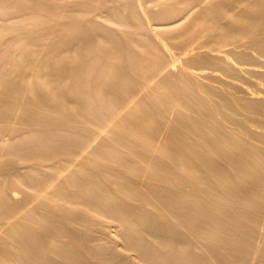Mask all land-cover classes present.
Here are the masks:
<instances>
[{"label":"rangeland","instance_id":"rangeland-1","mask_svg":"<svg viewBox=\"0 0 264 264\" xmlns=\"http://www.w3.org/2000/svg\"><path fill=\"white\" fill-rule=\"evenodd\" d=\"M37 3H39V4H37ZM14 4L12 1H9V0H4V1L0 0V41L2 43L3 41L5 42L8 39H10L9 41L15 40L18 43V44L16 43L17 48L23 49V52H22L23 56L27 55L28 53H33V51L35 52V49L38 51L40 50L39 52L42 51V55H40V56L43 58L46 56L48 57V59L46 57V59L48 60L47 61L48 67L46 68V70L48 72L45 69L43 70V71H45V72H43L44 74L47 73L46 78L44 80L47 79L48 81L47 80L46 81L48 82V84L40 81L39 87L41 84L42 85L44 84L45 86L43 85V90H42V89H40V88H42V85L40 88L38 87V85H36L37 91L38 90H41V91L45 90L46 91V90H49L50 88H53L52 91H55V89H56L55 92H56V95L58 97H55V99H53L54 97L53 98H46L47 97L46 95H45V97H43L44 94L43 95L40 94V96L38 97V95H39L38 94V95H36L37 98H33V97H31L30 94L28 95V93L21 97V95H20L21 89L19 87H17V84H16L17 81L16 80L18 79L17 75L23 70V66H22L23 64H21L20 59L15 60L16 63L15 62L14 63L16 64V66L14 63L13 64L10 63L12 60L7 61V59L9 57H7L6 54L8 52L4 53V57H6V58H4L2 56L3 58L1 57V59H0V89H2L4 91H12L14 89L13 87H15L16 89H14L13 91L16 93V95H18V96L15 95L16 96V97H14L15 99L18 100V98L19 99L23 98L24 101L25 102L27 101L28 103L32 102V101H36V102H40V104H42V105L50 106V108L52 109L51 113H53V114H51L49 111L47 114H49L50 116L44 117L45 119H43V120H45V121L50 120L51 118H54V117L61 118L62 114H66V115H68V117H69V115L70 116L72 115V117L77 120L78 125L81 127L80 131H82V133H80V131H79L80 135H78L77 132H76L77 135L75 133H71V135L70 134L66 135V137H67L66 141L68 142V144L69 143L73 144L74 142H75V144L79 143V145H77V146H79V150L84 146L83 152H85L87 154L88 152H91L94 149V146L98 147L102 143H104V140H105L106 146H109V145L110 146H119L120 144H118V145H116V144L114 145L113 143L107 144V141L114 139L116 137H119V136H124L126 138V140H128V138L130 137L129 138L130 143L128 145L124 144V146L125 145L126 146H137V147L139 146L138 148H141L142 146H144L145 147L144 150H147V147L149 149H150V147H151V149H155L158 147V145H159V147H161L163 145L162 147H164V146L168 147L167 148L168 150L166 149L168 151V154H169V152H173L171 150H174L175 152L179 151V145H181L182 143L181 144L178 143L179 140H178V142L176 140L174 143V138H173L174 136H177V133L180 130L179 122L181 120H182L181 121L182 123L187 121L185 123H187V125H190L191 123L188 124L189 123L188 121H190V122H192V125H194V124L197 126L199 125V127H201L203 124V122L201 121L202 120L201 115L203 113L201 115H199L200 114V112H199L200 107L197 104L199 101L201 102V100H202L200 98V96H201L202 98L205 97V99H208V101L204 99L205 101L203 100V102H201L202 107L208 105V103L211 102V104L209 103L210 105H208V107H205V108H207L208 110L211 108L210 111L215 112V116H213L214 114L211 113L212 116L215 117V118H213V117L212 118H213V120L216 121V123L219 122L221 124V128L226 130V128L228 127L229 129L228 128L227 129L229 131L228 130H226V131L230 132V130H231V133L232 132L233 133L238 132L236 137L238 135L240 136V137L238 136L240 139V142L241 143L246 142L245 144H247L248 146L251 145V146H249L251 149L248 147L249 148V149L247 148L248 150L253 149V151H255V150H257V146H259V145H261V147L264 148V136H263L264 135V129H262V128H264L263 127L264 126V115H263L264 110H260L261 108L264 109V106H263L264 105V69H263L264 68V48H263L264 47V16H263L264 15V0H199V1L198 0H44V1L26 0V1H18V2L14 1ZM16 4H18V5L16 6ZM148 8H150V10ZM230 15H233V16H230ZM260 15H261V17H260ZM144 17H145V19H144ZM248 19H249V21H248ZM196 21H197V23H196ZM159 22H161V23H159ZM206 23L209 25L208 27L206 26L207 25ZM158 27L159 28L163 27L162 28L163 30H160ZM4 29H6V30H4ZM200 30H201V33H200ZM151 31H153V32H151ZM118 32H119V34H118ZM125 32H126V35H125ZM204 32H205V34H204ZM160 33H162V34H160ZM173 33H174V35H173ZM152 36H153V38H151ZM179 36H181L182 38ZM128 37L131 40L128 39ZM192 37H194V38H192ZM201 38H202V40H201ZM131 41H133V42H131ZM194 41L195 42L197 41V43H195ZM175 42H177V43H175ZM1 43H0V46L2 45ZM129 43L130 44L132 43V44L130 45ZM3 44L5 46V43H3ZM73 45H76L77 51H73L74 47H75V46L73 47ZM237 45H240V46H237ZM127 46H129L130 48ZM205 46H207V47H205ZM67 47H69V48H67ZM169 47H171V48H169ZM0 49H2V46ZM186 49H187V51H185ZM70 50L72 51L71 53H70ZM108 50L110 53L108 52ZM17 51H19V49ZM213 51H214V53H213ZM74 52L76 54H74ZM88 52H90V53H88ZM125 54H126V56H125ZM131 54H132V56H131ZM44 55H46V56H44ZM93 55H94V57L96 56L95 58L97 60L93 57ZM135 55H137V56H135ZM203 55L204 56L206 55V56L204 57ZM222 55H224V56H222ZM232 55H234V56H232ZM131 57L132 58L134 57V59H132ZM228 57H230V58H228ZM43 58H41V59H43ZM53 58H56L55 60H57L56 61L57 63H55V60ZM92 58L95 60H93ZM128 58H130V60ZM203 58H205V59H203ZM89 59H91V61L92 62L94 61V62L93 63L91 61H89V63L87 62L88 65L92 63V66L89 65L87 67V64H85V63H86V60L88 61ZM131 59H132V61H131ZM135 59H136V61H135ZM202 59L205 61V63ZM7 62H9L8 63L9 65L7 64ZM63 62H65V63H63ZM3 63H4V65H2ZM104 63H105V65H104ZM130 63H131V65H130ZM83 65H84V67H83ZM3 66H5V67H3ZM232 66H234V67H232ZM1 67H2V69H1ZM6 67H7V69H6ZM74 67H75V69H74ZM97 67H98V69H97ZM260 68H262V69H260ZM89 69L90 70L92 69V70L90 71ZM101 69H102V71H101ZM189 69H191L192 71ZM238 69H239V71H238ZM75 70L78 72H76ZM103 70H105V71H103ZM10 71L13 72V74L10 73ZM63 71L64 72L66 71L65 73H68V74L70 73V74L67 76V74L62 73ZM131 71H133V73H131ZM5 72H7L8 75ZM75 72H76V74H75ZM252 72H253V74H252ZM49 73H50V75H49ZM180 73H181V75L184 74V76H186V78L189 81L188 83H187V79L186 78L184 79V76L183 75L181 76ZM4 74H6V75H4ZM89 74H91V75H89ZM65 75H66V78L65 77L62 78V76H65ZM201 75H203V76L205 75L204 76L205 78L203 77V80L200 78V77H202ZM85 76H90L89 80H87L88 77L86 78ZM194 76L196 79L194 78ZM251 76H253V79ZM49 77H51L52 81H50L51 79ZM197 77L199 79L198 80L199 83L196 82ZM211 77H212V79H211ZM85 78H86V81H85ZM99 78H101V79H99ZM140 78H142V79H140ZM172 78H173V80H172ZM90 79H92L93 82H94V80H96V82H97L98 79L102 80L104 82L103 85L105 87L102 90L103 92L102 91L100 92L101 95H100V93H94V92L88 90L89 88H92V84H93L92 81H90ZM179 79H180V81H179ZM191 79H194V80H191ZM150 80H151V82H153V81L154 82L151 84V83H149ZM1 81H2V83H1ZM9 81L11 82L12 85H10ZM55 81H57V82H55ZM184 81L186 82V85H185ZM206 81H209V82H206ZM51 82L53 83V85H51L52 84ZM174 82H176V83H174ZM191 82H194V83H191ZM210 82H212L211 83L212 85L211 84H209V85L205 84V83H210ZM147 83H149V85H147ZM195 84H196V86H195ZM201 84H203L202 85L203 88L201 87ZM49 85L53 86V87H50ZM46 86H49V88ZM247 86H249V87L252 86V87L249 88ZM44 87H46V88L44 89ZM11 88H13V89H11ZM148 88H150V90H151L150 93L148 92V91H150V90H148ZM151 88H153V89H151ZM155 88H156V90H154ZM181 89H183L182 90L183 92L185 91L184 92L185 94L182 93ZM185 89L186 90L189 89L187 93H186ZM237 89H239V90H237ZM242 89L245 91V93ZM17 90H19L18 91L19 93L17 92ZM152 90L158 92L157 93L158 96H157V94H156L157 97L155 96L156 98L154 97L153 94H151ZM192 90H194V92L196 90V93H194V92L191 93ZM88 91H89V93H88ZM154 91H153V93L155 94L156 92H154ZM176 91H177V93L179 92V94H178L179 97L177 96L179 99H180V94L183 96V97L181 96L183 98V101L181 99L178 100L175 97ZM226 91L227 92L229 91V92L227 93ZM248 91H250V92H248ZM0 92H2V91L0 90ZM126 92H127V95H126ZM168 93L170 95H172V94H175V95L170 97V95ZM132 94H134V95H132ZM150 94L155 99H152ZM189 94L191 95L190 97L193 100L197 101L196 102L197 105L194 102L192 103L193 100L189 101L190 103L188 101L185 102L186 99L190 100V98H187L188 97L187 95H189ZM232 94L234 96H232ZM237 94H239V95H237ZM242 94H244V95H242ZM245 94H247V95H245ZM103 95L105 98H103ZM196 95L198 98L194 99V98H196ZM206 95H207V97H206ZM2 96L3 97H0V117L7 115V116H9L8 119L15 121V122L11 123L10 125L14 127V128L11 127L13 132H15V130H18L19 133H17L18 134V136H17L15 134H13V132H9L10 129L5 128L7 126L0 124V156H1L0 157V167H2L1 168L2 172L0 170V172H1L0 174H3V172L8 173L14 167L18 168L19 166L20 167L25 166V164L33 161V160L29 161V158H31L32 156L28 152L25 151L27 149H23V147H25V146L26 147L28 146V148H29V146H30L29 143H31L32 139L34 141V143H32V144L40 145V140L47 138L49 136L50 137L48 139L53 137V135H51L47 131L46 128H39L40 129L39 132L28 133V131H30V129H28V128L24 129L23 126L21 125V122L23 121L24 117H27V115H28V114L26 115L27 109L24 110L23 109L24 107H22V106L20 107L19 106L20 102L17 103V105H16V102L13 103V105H14V108H13V105H11L10 103L8 104V102L6 100V99H9L8 101H10L11 96L10 97H8V96L6 97V95H2ZM164 96H168V98L167 97L165 98ZM241 96H242V98H241ZM244 96H245V98L247 97L246 98L247 100L245 98H243ZM115 97H117V98H115ZM235 97L238 100L241 98V101L243 100L242 103H241V101H237L235 99ZM1 98L5 101H3ZM173 98H175V99H173ZM184 98H185V100H184ZM223 99L224 100L227 99V101H224ZM251 99H253L256 103L254 104L253 103L254 101ZM220 100L222 101V104H221ZM153 101H155V102H153ZM230 101H231V104H230ZM234 101H236V103ZM136 102H137V104H136ZM200 102H199V104H200ZM225 102H227V103H225ZM246 102L247 103L249 102L250 105H249V103L247 105ZM164 103H165V105H164ZM243 103L245 106L243 105ZM252 103L254 104L253 106H252ZM157 105H159L161 108L160 113L156 112V111H159L158 110L159 107H158V109L157 108L155 109V107H157ZM224 106H225V108H223ZM260 106H261V108H260ZM162 107H163V110H162ZM190 107H191V109H189ZM197 107L199 109H197ZM230 107H232V108H230ZM233 107H235V108H233ZM237 107H239V108H237ZM226 108H229V109H227V112L225 110ZM55 109H57V112H54ZM63 109H64V112H63ZM186 109H188V110H186ZM221 109H222V111L224 110L223 113H222V111L220 112ZM233 109H235V111H233ZM255 109H257L258 111ZM154 110H155V112H154ZM202 110H204V109L202 108ZM162 111H163V113H162ZM201 112H204V111H201ZM255 112H256V115H255ZM176 114H177V117H176ZM179 114H180V116H179ZM211 114L209 113L210 116H211ZM220 114H222V115H220ZM112 115H114L113 116L114 120L112 119ZM122 115H124V116H122ZM172 115L173 116L175 115L174 118H172L173 117ZM183 115L187 116V117H184ZM178 116L181 117L182 119H180ZM188 116H190L189 118H192L193 121H192V119L188 120L187 119ZM253 116L255 117V121H253L254 120ZM229 117H230V119H229ZM237 117H238V119H236ZM163 118H165L166 120ZM177 118H178V120H177ZM216 118H219V119L216 120ZM222 118H224V119H222ZM261 118L263 119V122L261 121L262 120ZM161 119L163 120V122ZM195 119H198V120L195 121ZM231 119L236 125L231 121ZM242 119L243 120L245 119V120L243 121ZM256 119H257V121H256ZM241 120H242V122H241ZM222 121H224V122L226 121V124ZM146 122H148V123L146 124ZM227 122H230V124H232V125L227 124ZM239 122H240V124H239ZM120 123H121V125H120ZM166 123L169 126H167ZM249 123H250V125H249ZM261 123H263V124H261ZM149 124H151V125H149ZM220 124H218V125L220 126ZM245 124H247L248 126L245 127L246 126ZM182 125H183L182 127H184V124H182ZM241 125L242 126L245 125V126L241 127ZM231 126H234V127H231ZM94 127H96V128H94ZM126 127H128L130 130L132 129V131H134V132L130 131ZM137 127H139V128H137ZM151 127H152V129H151ZM178 127H179V130H177ZM182 127H181V130H182ZM190 127H191V125L188 128H190ZM238 127H241L243 129L238 128ZM161 128H163V129H161ZM169 128H170V130H169ZM188 128L186 127L185 129H188ZM230 128H232V129H230ZM247 128H248V130H246ZM150 129H151V131H150ZM185 129H184V131H185ZM101 130H103V131L101 132ZM147 130H149V131H147ZM157 130H159V131H157ZM251 130H253V131H251ZM260 130H262V131H260ZM23 131H26L27 134L22 136L21 132H23ZM93 131H96L97 133L93 132ZM142 131L143 132L145 131V132L142 133ZM162 131H163V133H162ZM166 131L168 134L166 133ZM189 131L193 132V130H189ZM189 131H187V132H189ZM243 131H246V134ZM247 131H248V133H247ZM175 132H176V135H175ZM195 132L196 131L194 130V132L191 134H195ZM241 132H243V133H241ZM255 132L258 135L255 136V134H254ZM257 132H259V133H257ZM134 133H136V134H134ZM171 133H172V136L170 135ZM173 133H174V136H173ZM183 133L185 135L181 134V132L178 133V136L175 137V139L181 138V140H184L183 138H185V136H187L186 135L187 133H185V132H183ZM252 133H253V135H252ZM261 133H263V135ZM81 134H82V138H81ZM83 134H84V136H83ZM111 134H113V135H111ZM180 134L183 135V137ZM205 135L208 136V133H205L203 136H205ZM88 136L92 137V138L89 139ZM153 136L157 139H154ZM163 136H165V137L163 138ZM191 136L192 137H189V138H191L193 140L191 142L192 145H194V143L197 144L196 140H194V138H193L196 135H194V136L191 135ZM258 136H259V139H258ZM98 137H100V138H98ZM209 137L210 136H208V138ZM14 138H16V139H14ZM137 138L140 139L141 142ZM187 138H188V136H187ZM241 138H243V139H241ZM12 139H13V141H12ZM36 140H39V142H36ZM54 140H57V139H54ZM131 140H133V141H131ZM14 141H15V143H13ZM144 141H145V143H146V141H149V142L151 141L150 142L151 145L149 146V143H147V145H145ZM247 141H249V142L247 143ZM154 142L156 143V145L153 146L152 143L155 144ZM251 142H252V144H249ZM135 143H138V144H135ZM142 143H144V144H142ZM176 143L178 145H176ZM12 144H14V146L18 147V148L22 147L21 149H23L25 152H22V153H21V151L9 152L7 149L10 146H13ZM72 144H71V146L74 145V144L73 145ZM173 144H174V146H173ZM199 144H202V143H199ZM81 145H83V146L81 147ZM85 145H86V147H85ZM121 145L123 146V144H121ZM168 145H170V146H168ZM192 145H190V146H192ZM46 146H50V144H48ZM88 146H89V149L87 148ZM101 146H105V144L104 145L102 144ZM175 146L176 147L178 146V148H175ZM36 147L42 148L40 146H36ZM226 147L227 146H225V147L221 146V148H216V151L222 150L225 152V150H227ZM259 147H258V151L263 150L262 153L264 154V149L263 148L260 149L261 147L260 148ZM85 148L88 149V151H86ZM223 148H224V150H223ZM158 149H160V148H158ZM75 150H77V149H75ZM112 150H113V148H112ZM142 150H143V148H142ZM115 151L117 152L118 150H115ZM120 151L121 150H119L118 152L121 153ZM125 151L126 150L123 151L124 152L123 154H125ZM214 151H215V149H214ZM228 151L229 150H227V152ZM79 152H81V151H79ZM77 154H81V153H77ZM206 155H207V153H206ZM213 156H214V159H216L215 155H213ZM213 156L211 155V157H213ZM68 158H70V156ZM101 162L105 163L106 161L101 160ZM22 164H24V165H22ZM136 167L132 168L131 171L128 168L127 172H130V174L132 173L131 175H133L134 173H137V175L136 174L135 175L141 177V178L137 177V179L138 178L142 179V180L144 179V181L148 180L149 175L147 176V172H146L147 170L146 171L144 170L145 167L140 166L141 168H143V171H145V172H143V177L141 176L142 169L139 167L141 169V171H140V169L138 167H137L138 168L137 169ZM10 168H12V169H10ZM138 170L141 172V174L138 173L139 172ZM128 175H129V173H128ZM193 175H194V173H193ZM194 176H196L197 179H199L197 175H194ZM188 178L189 177H187L186 179H188ZM191 178L192 177H190V179ZM50 180L52 181V179H50ZM142 180H140V181H142ZM182 180H184V179H182ZM182 180L181 179L175 180L176 182L173 185L178 184L179 182L177 183V181H180L181 184H183L184 182L182 183ZM189 181L194 182V179H191ZM189 183L190 182H188V185L190 186L191 183L190 184ZM11 184H14L16 186L17 183L16 182L10 183V184L8 183L7 187H9V188H8V190H7V188H5V189L7 190V192L9 194L13 193L12 195H14L15 201L18 198V201H16V203L17 204L19 203L18 205H19V207H21V210L19 208V211L22 212V209H23L22 206H24L23 204L26 203L24 206V209H26L27 212H30V214H31L32 208H33L32 212L34 211V213L35 212L36 213H39V212L42 213L43 211L45 212V210H42L44 208L41 207L40 202H37L34 199L32 200V198L30 200L26 197V196H28L27 195L28 193H25L26 191H23L24 188L22 189V188H19V186L15 187L13 185V189H14L13 190L11 188L12 187ZM179 184H178V187H180V188L182 186H183L182 188H184V187L186 188V186L188 187L186 182L182 186H180L181 184L180 185ZM192 185H194V183ZM5 187H6V185H5ZM192 187H194V186H192ZM11 189L14 192L13 191H12V193L9 192V191H11ZM15 189H16V191H15ZM189 189H193V188H189ZM24 194H26V196ZM184 197L187 198L188 194L184 195ZM11 198H12V196H11ZM14 198L11 199L12 205H16V203L13 202ZM29 198H30V195H29ZM181 198H183V197H181ZM181 198L178 199V197H177V199H175L176 200L175 202H180ZM162 199H163V201H162ZM160 200H161V202H160ZM177 200H179V201H177ZM181 200L183 201V199H181ZM154 201L157 203L160 202L159 207H161L160 204H162L164 202V198H163V196H161L160 199L159 198L157 199V197L154 196ZM18 205H16V206H18ZM177 205H178V203H177ZM27 207L28 208L30 207V209H29L30 211L27 210ZM161 208H163V205ZM178 208H179V206H178ZM171 210L169 207L164 206V208L161 212L166 215V213L168 214V213L173 211V210L172 211ZM26 211L23 210V212H26ZM173 213H175V212L173 211ZM171 214L170 215L168 214L169 218L173 215V214L172 215ZM174 215L176 216V214H174ZM196 215H195V217H196ZM198 216H199V213H198L197 217ZM174 217H171V220L177 219V216L175 217L176 219ZM259 218L261 220L259 219V224L256 226V228L258 227L261 231L257 228L256 234L260 232L258 235H256L257 238L255 237V239L252 238V240H249L251 242V243L249 242L251 244V248L253 249V250H251V252H253V253L250 256V251H249V253L245 252V253H247L246 257H245V255H242V257L244 256L245 259L241 258V259H243V261H245L247 259L249 261V263L247 260L245 262L241 263L242 260H240L239 261L240 263H238V261H237V262H234V264L235 263L236 264H245L246 262H247L246 264H264V254L262 252V251H264L263 250L264 249L263 248L264 247V244H263L264 243V238H263L264 237V235H263L264 234V231H263V229H264V226H263L264 225V220H263L264 216L262 215V217H261V215H260ZM178 220L179 219H177L173 223H176V222L179 223L180 220L179 221ZM260 222H262L261 225H260ZM25 223L26 224L22 225V226H24L22 228L24 229L26 226H28V228H26L27 230L32 228L31 229L32 231L30 232L31 234L33 233V231L34 232L36 231L35 233H37V234H40V233L45 234L46 233L48 236L55 238V243L57 245L53 243L51 248L50 249L48 248L49 252L51 250V254L54 252L53 250H55V252H56L57 250H60L63 248L66 249L67 247H69V248H67V250H69V251L71 250V254H72V251H73L72 249L74 247L75 251H77V249H78L77 252L80 251V254L82 252L83 255L81 254V256H83V258H85L83 260V261H85V263L91 264L92 263L91 261L95 260V263L93 261L92 264H96V263L97 264H113L115 261L116 262L114 264H117L118 262H120L119 264H121V263L125 264V263H123V262H125V260L121 261L124 258L123 259L122 258H116L115 254H113V251H111L113 249H115V251H116V249H118V247H120V246H122V248H124V245H123V243H122V245H120V241H118V244L115 242V240L120 239V237L117 238L118 235L116 236V232L114 231V229H112L109 226H108L109 228L107 227V229H108L107 233L110 231L108 234L109 236H107V235L106 236L109 237L108 238L109 242L112 241V240L110 241V239L114 240L115 245H112V246H111V243L113 241L111 243H109L107 241V238H105L104 234L102 235L100 233L95 232V234H96V235L94 234L95 239H94L93 234L90 235L89 231L91 233L93 231L98 232V227H96V228L92 227L94 229H92L90 227L89 231H88L89 227L88 228L85 227V229L87 228V232H86V230L84 232L83 227H81L82 229L79 227L81 229V232L83 230L84 233H87V235L90 236V242H88L87 241L88 239H86V237H88V236L84 237V234H83L82 237H79V236H81L80 235L81 233L75 235L80 240L77 238H74L73 237L74 235L72 236V238L70 237V235H67L68 237L66 236V233H68V231L72 232L73 234H76V232L78 233L79 232V231H77L78 227L76 230H75L76 227L71 228L69 226H68L69 228L67 226L64 228H60L63 232H65V230H66L65 228H68L67 231L64 233L65 235L63 234L65 237H63L62 236L63 232L61 233V231H60L61 235L53 236L47 232V229H46V231L43 230V229H45V227L40 226L41 227L40 228L36 223L33 224V222H31V221L29 222L28 220H25ZM27 223H29V224L27 225ZM178 225H179L178 228L183 227V229H184V227H185V225H182L180 223ZM63 229H65V230H63ZM184 230H187L186 232H188L189 229L185 228ZM13 231H15V230H13ZM58 231H54V233H56V232L59 233ZM16 232H17V230L14 233V237L17 236L15 238H18V240H19L22 235L19 236V234H21V233H18V235H17ZM208 232L211 233L213 231L208 230ZM261 232L263 234H261ZM11 233L13 234V232H11ZM110 233L112 235H115L117 239L114 236H113V238H110L111 237ZM189 234L190 235H188V237L189 236L191 237V235H192L191 238L189 237L190 241H191L190 246L193 247L195 250L197 249V246H198L199 249H197V250H199L200 252H203L200 248V245L202 244L201 245L202 249H204L206 251V249L208 247L206 244L207 241L205 242V240H204L202 242L201 241L202 239H200L199 242H197L195 240H197L199 238H197L196 236L191 234L190 230H189ZM211 234H216L215 236H217L216 232L211 233ZM99 236H100V238H99ZM12 237H13V235H12ZM193 237H195L196 239L194 238L195 239L194 240ZM69 238H71V239H69ZM81 238H83V239H81ZM259 238H261V239L259 240ZM93 239L96 242H94ZM104 239L107 241V243H105L106 241ZM12 240H16V239L13 238ZM100 240H103V241L101 242ZM258 240H259V243H257ZM56 241L57 242L59 241L58 242L59 244ZM85 241L89 243L88 244L89 246L92 244V246H94L95 248L91 247L92 248L91 249L90 247L85 245V244H87ZM91 241H93V242L91 243ZM97 241H99V242H97ZM65 242H67V243H65ZM60 243H63V244L65 243L66 246L61 245ZM93 243H95V245ZM102 243H105L106 245L102 244ZM192 243H193V245H192ZM197 243H200V244H197ZM203 243L207 246V247H205L206 249L203 248L205 246V245H203ZM75 244H76V246H74ZM82 244L84 245V248H83ZM101 244H102V249L100 247ZM107 244H109L111 248L116 247L117 245H119V246H117L116 248H112L111 250H108L109 247H107L108 246ZM195 244H196V246H195ZM24 246H23V248H24ZM54 246H56V247H54ZM85 247L89 248L88 249L89 252H91L93 254V258H94L93 260H92L91 253H89L87 248H85ZM104 247H105V249H107V248L108 249L105 250ZM237 247H238V245L235 248H237ZM96 248H99L100 252L102 251L103 255ZM104 250L107 252V254ZM119 250L121 251V249H119ZM119 250H117V251H119ZM126 250L125 251L123 250L124 253L122 251L121 252L119 251V252L123 253L124 256L125 255L127 256ZM66 251L60 253L61 258L59 257V255L57 256L61 260L60 261L57 258V260H59L58 261L59 263L60 262L62 263V261H63V264H65V262L67 263V259L69 257H70V259H68L69 261L67 264H69L73 261L72 260V258H74V256L72 257L73 254L70 256V252L67 251V255H66ZM96 251L100 253V255H98L99 258L97 256L98 260L96 258V255L94 256L95 253H93ZM110 251L112 252L113 255L111 254ZM131 251H129V252H131ZM133 251L130 253L131 256H127L126 261L128 262V264L130 263V261L132 264L134 262H135V264L136 263L138 264L137 261H139L141 264V262H143V260H140L136 256H132ZM210 251L211 250H207L206 253L207 252L212 253ZM258 251H259V253H261V252L262 253L259 254ZM129 252H128V254H129ZM73 253L76 254L75 252H73ZM84 253H86V254H84ZM63 255H65L64 258L62 257ZM84 255H85V257H84ZM133 255H134V253H133ZM135 255H137V254H135ZM24 256L26 259L24 258ZM110 256H113V257L115 256V257L113 259V257H110ZM209 256H210L211 260L209 258H206V260L209 259L208 260L209 262H212L213 264H217V261L215 260V258H213L212 254L211 255L209 254ZM33 257L34 258L39 257L38 259H40L39 261H41V259L45 260L46 257H48V256L45 257V254H44V257H42L41 254H38V256H36V257L35 256L29 257L26 255H23V259L25 261H27L28 258H30L31 261H34V259L32 260ZM100 257L103 258L102 261L100 260L101 259ZM131 257H133L134 259ZM43 258H45V259H43ZM129 258H130V260H129ZM135 258H138L139 260L136 261ZM236 258H238V256ZM256 258H258V259H256ZM86 259H88L91 263H89L88 261L86 262ZM132 259L134 262L132 261ZM64 260H66V261H64ZM106 260H107V262H106ZM127 262H126V264H127ZM142 264H149V263H145V261H144ZM231 264H233V263H231Z\"/></svg>","mask_w":264,"mask_h":264},{"label":"bare ground","instance_id":"bare-ground-1","mask_svg":"<svg viewBox=\"0 0 264 264\" xmlns=\"http://www.w3.org/2000/svg\"><path fill=\"white\" fill-rule=\"evenodd\" d=\"M2 1H4V0H2ZM9 1H12L13 4H14V1L18 2V1H26V0H9ZM40 1H44V0H40ZM37 4H39V3H37ZM17 5L18 4H16V6ZM148 9L150 10V8H148ZM230 16H233V15H230ZM260 17H261V15H260ZM144 19H145V17H144ZM248 21H249V19H248ZM159 23H161V22H159ZM196 23H197V21H196ZM206 26L208 27L209 25L207 24ZM162 28H159V29L163 30ZM4 30H6V29H4ZM151 32H153V31H151ZM200 33H201V30H200ZM118 34H119V32H118ZM160 34H162V33H160ZM204 34H205V32H204ZM125 35H126V32H125ZM173 35H174V33H173ZM179 37H181V36H179ZM151 38H153V36ZM192 38H194V37H192ZM128 39H130V38L128 37ZM9 40L10 39L6 40L7 42L3 41L2 43L0 41V43L2 44L1 45L2 49H0V59H1L2 56L4 57V53L5 52L6 53L8 52L6 54L7 57H9L7 59V61L8 60H12L11 62L10 61L9 62L13 64L16 59H20L21 64H23L22 65L23 66V70L21 69L22 71L18 75L16 74L18 79L17 80L15 79L17 81L16 82L17 87H19L21 89L20 90L21 97L23 95L27 94V93H28V95L30 94L31 97H33V98H37L36 95H38V94H39L38 97L40 96V94H42V95L44 94L43 97H45V95H46L47 96L46 98H53L54 97L53 99H55V97H58L56 95V92H55L56 89H55V91H52L53 88H50L49 90H46V91L45 90L44 91H41V90L37 91V86L36 85H38V87H39L40 81L48 84V82H47L48 80L47 79H46L47 81L44 80L46 78L47 73L46 74L43 73V72H45L43 70L44 69L46 70V68L48 67V62H47L48 61L47 60L48 57L46 55H44V56H46L47 59H46V57H44V58L41 57L40 55H42V51L39 52L40 50L38 51L36 49H35V52L33 51V53H28L27 55L23 56L22 55L23 49L22 48H17V44L18 43L15 40H13V39H12L13 41H9ZM201 40H202V38H201ZM133 41H131V42H133ZM3 43H5V46H4ZM175 43H177V42H175ZM195 43H197V41ZM1 46H0V48H1ZM237 46H240V45H237ZM73 47H74L73 51H77L76 50V48H77L76 45H73ZM127 47H129V46H127ZM171 47H169V48H171ZM205 47H207V46H205ZM67 48H69V47H67ZM18 49H19V51H17ZM71 50H70V53L72 52ZM185 51H187V49ZM108 52H109V50H108ZM88 53H90V52H88ZM213 53H214V51H213ZM74 54H76V53L74 52ZM125 56H126V54H125ZM131 56H132V54H131ZM135 56H137V55H135ZM222 56H224V55H222ZM232 56H234V55H232ZM93 57H94V55H93ZM4 58H6V57H4ZM41 58H43V59H41ZM228 58H230V57H228ZM53 59L55 60L56 58H53ZM95 59H93V60H95ZM128 59L130 60V58H128ZM132 59H134V57ZM132 59H131V61H132ZM203 59H205V58H203ZM56 61L57 60H55V63H57ZM89 61H91V59H89L88 61L86 60V63L85 62L84 63L87 64V62L89 63ZM135 61H136V59H135ZM9 62H7V64ZM63 63H65V62H63ZM92 63L89 64V65L92 66ZM204 63H205V61H204ZM2 65H4V63ZM89 65L87 64V67ZM104 65H105V63H104ZM130 65H131V63H130ZM15 66H16V64H15ZM3 67H5V66H3ZM83 67H84V65H83ZM232 67H234V66H232ZM1 69H2V67H1ZM6 69H7V67H6ZM74 69H75V67H74ZM97 69H98V67H97ZM260 69H262V68H260ZM189 70H191V69H189ZM101 71H102V69H101ZM103 71H105V70H103ZM238 71H239V69H238ZM65 72L63 71L62 73H65ZM76 72H78V71H76ZM76 72H75V74H76ZM5 73H7V72H5ZM10 73L13 74V72H11V71H10ZM131 73H133V71H131ZM65 74H67V76H68L70 73L69 74L65 73ZM252 74H253V72H252ZM4 75H6V74H4ZM7 75H8V73H7ZM49 75H50V73H49ZM89 75H91V74H89ZM180 75H181V73H180ZM182 75L184 76V74H182ZM201 76L202 77H200V78L203 80V77L205 75L204 76L201 75ZM63 77L66 78V75L62 76V78ZM85 77L86 78L88 77L87 80H89V78H90V76H85ZM251 77L253 79V76H251ZM49 78L51 79V77H49ZM86 78H85V81H86ZM185 78H186V76H184V79ZM194 78H195V76H194ZM99 79H101V78H99ZM99 79L97 80V82L94 79H93L94 82L92 81V79H90V81H92L93 84L91 83L92 84V88H89L88 89L89 91H92L94 93H100L103 90V88L105 87L103 85L104 82L102 80H99ZM140 79H142V78H140ZM211 79H212V77H211ZM172 80H173V78H172ZM191 80H194V79H191ZM198 80L199 79L197 77V81L196 82H198ZM50 81H52V79ZM179 81H180V79H179ZM55 82H57V81H55ZM153 82H151V80H150L149 83L152 84ZM188 82L189 81L187 79V83ZM206 82H209V81H206ZM1 83H2V81H1ZM149 83H147V85H149ZM174 83H176V82H174ZM191 83H194V82H191ZM211 83L212 82L205 83V84L209 85ZM10 85H12L11 82H10ZM41 85H40V87H41ZM43 85H42V88L39 87L42 90H43ZM51 85H53V83ZM185 85H186V82H185ZM202 85L203 84H201V87L203 88ZM49 86H46V87L49 88ZM195 86H196V84H195ZM46 87H44V89ZM50 87H53V86H50ZM247 87H249V86H247ZM251 87H249V88H251ZM13 88L16 89L15 87H13ZM13 88H11V89H13ZM153 88H151V89H153ZM0 90L2 91V92H0V95H1L0 97H3L2 95H6V97L7 96L8 97L11 96L10 97V101H8L9 99H6L8 104L10 103L11 105H13V103L16 102V105H17V103L20 102L19 106L20 107L21 106L24 107L23 108L24 110L27 109L26 115L27 114L28 115H27V117H24L23 121L21 122V125L23 126L24 129L25 128L30 129V131H28V133H30V132H34V133L35 132H39L40 131L39 128H46L47 131L51 135H53V137H52L53 139L52 138L48 139L50 137L49 136L47 138H44V139L40 140V145L32 144V143H34V141L32 139L31 143H29V145H30L29 148H28V146L27 147L26 146L23 147V149H27L25 151L28 152L32 156L31 157L32 159L29 158V161L33 160L32 162L25 164V166H21V167L19 166L18 168H15V167L13 169L10 168V169H12L10 172H8V173L7 172H3V174H0V233H1L0 234V264H63V261H62V263L58 262L60 260V258H61L60 257V253L61 252H65L67 250V248H69V247H67L66 249H64V248L60 249L59 248L60 250H57L56 252H55V250H53L54 252L51 254V250L49 252V249L51 248L53 243L56 244L55 243V238L48 236L46 233L45 234H41V233L37 234V233H35L36 231L35 232L33 231V233L31 234L30 232L32 231L31 230L32 228H30L28 230L26 229V228H28V226H26L24 229L22 228V227H24L22 225L26 224L25 220H28L29 222L31 221V222H33V224L36 223L39 227L40 226L41 227H45V229H43V230L46 231V229H47V232L50 233L53 236L61 235L60 231H61V233L63 231L60 228H64L66 226L67 227L69 226L71 228H75L76 227L75 228V230H76L77 227H78V229H77V231H79L78 233L76 232V234H73L72 232L68 231L69 234L66 233V236L70 235V237L72 238V236L74 235L73 237L77 238L75 235L81 233L80 234L81 236H79V235L78 236L82 237L83 234H84V237L88 236V237H86V239H88L87 240L88 242H90V236L87 235V233H84L85 230L87 232V228L88 227H89L88 231L90 230V227L91 228L92 227H94V228L98 227V232L97 231H93L91 233L89 231L90 235L91 234L94 235L95 232L96 233H100L102 235L104 234L105 238H107V241H108L109 237H107V236H109L108 234H109L110 231L107 233V231H108L107 227L109 226L112 229H114V231L116 232V236L118 235L117 238L120 237V239H121V240L120 239L115 240V242L118 244V241H120V245H122V243H123L124 248H122V246H120V247H118V249H116V251H115V249L111 250L112 248H116L117 246H119L117 244H116L117 245L116 247H112V248L110 247L109 244H107L108 245L107 247H109V249L107 247L106 248L108 250L113 251V254H115L116 258H122V259L124 258L121 261L125 260V262H123L125 264L127 262L126 261L127 256H131L130 253L133 250L136 253L133 251L134 255L132 253V256H136L140 260H143V262L145 261V263H149V264H213L212 262L208 261L210 259L209 254L210 255L212 254L213 258H215V260L217 261V264H231V263L234 264V262H237V261H238V263H240L239 262L240 260H242L241 263L245 262L247 259L245 261H243V259H241V258H244V256L242 257V255H245V257H246V255H247V253H249V251H250V256L253 253V252H251V250H253V249L251 248V244H250L251 242L249 240H252V238L255 239L256 235H258L260 233L259 232V233L256 234V232H257L256 230L258 228V227L256 228V226L259 224V219H260L259 216L260 215H261V217H262V215L264 216V154L262 153L263 150L262 151L261 150L258 151V147L259 146L261 147V145L257 146V150H255V151H253V149L252 150H248L250 148L249 146H251V145L248 146L247 144H245L246 142L245 143H241L240 139H239L240 136L238 135L239 137L238 136H237L238 138L236 137L238 132L237 133H235V132L233 133L232 132L233 133L232 134L231 130H230V132H228L229 131L228 127H227L228 129L226 128V130H228V131H226L225 129L221 128V124L219 122H217L218 124H220V126H219L216 123V121L213 120V118H215V117H213V116H215V112L210 111L211 108L209 110L207 108H205V107H208V105H210L211 102H209L210 104L208 103V105L202 107L201 102H203L205 97L202 98L200 96V98L202 100L199 98L201 100V102L199 100L198 101L200 102L201 105L199 104V102L197 103L199 105V107H200V111L198 110L200 112L199 115H201L203 113L201 115L202 116V120L201 121L203 122L201 127H199V125L197 126V125L194 124L196 126L195 127L194 125H192V122L188 121L189 122L188 124L191 123L190 125L192 127V128L191 127L188 128L190 125H187V123H185L187 121H185L184 123L181 122L182 120L180 121L181 123L178 121L179 125H180L179 126L180 130H179V127L177 129V130H179L178 133L181 132V134H184L183 132H185V133H187L186 135L188 136V138H187V136H185V138H183L184 140H181V138H179V137H178L179 139H177V138L175 139V137L178 136V133H177V136H174V133H173L174 143H175L176 140H177V142L179 140L178 143H180V144L182 143L181 145H179V151L175 152L174 150H171L173 152H169V154H168V151H167L168 147H166V146L162 147L163 145L161 147H159V145H158V147L155 148V149H151V147L149 149L147 147V150H144V148H145L144 146H142L141 148H138L139 146L138 147L137 146H126V145H128L130 143L129 142V138L130 137L128 138V140H126V138L124 136H119V137H116L114 139H111V140L107 141V144L108 143H110V144L113 143L114 145L115 144L116 145L120 144L119 146H110V145L106 146V143H105V140H104V143H102V144L103 145L105 144V146H101L102 144L100 146H98V147L94 146V149L92 148L93 150L91 149L92 151L88 152L86 154L85 152H83V150H84V146L83 145H81V147L82 146L83 147L79 150V146H77V145H79V143L75 144V142H74L73 143L74 145L71 143L73 145V146H71V144L70 143L68 144V142L66 141V138H67L66 135H69V134L71 135V133H75L76 134V132H77L78 135H80L79 131H80L81 127L78 125L77 120L72 117V115L71 116L69 115V117H68V115L62 114L61 118L54 117V118H51L50 120L45 121V120H43V119H45L44 117L50 116L49 114H47L49 111L51 113L52 109L50 108V106L42 105V104H40V102H36V101H32V102L28 103L27 101L25 102L23 98L19 99L18 97H17L18 98V100H17L14 97H16L18 95H16V93L13 90H12L13 92L12 91H4L2 89H0ZM148 90H150V88H148ZM154 90H156V88ZM154 90H152L151 94H153L154 97H155L158 92L154 91ZM182 90L183 89H181V91ZM188 90H186V93L188 92ZM237 90H239V89H237ZM18 91L19 90H17V92ZM89 91H88V93H89ZM153 91L156 92V93L154 94ZM148 92L150 93L151 90L148 91ZM184 92L182 91V93H184ZM193 92H194V90H192L191 93H193ZM248 92H250V91H248ZM194 93H196V90H195ZM244 93H245V91H244ZM151 94H150V96H151L152 99H155L158 96V94H157V96L154 98ZM175 94H172V95L169 94V95H170V97L175 95V97L178 100L181 99L183 101V98H182L183 96L181 94H180V99L178 98L179 97L178 96L179 92L177 93V91H176ZM190 94L187 95L188 96L187 98H190V100L186 99L185 102H187V101L189 102V101L193 100L190 97L192 94L191 95ZM100 95H101V93H100ZM104 95H103V98H105ZM126 95H127V92H126ZM132 95H134V94H132ZM237 95H239V94H237ZM242 95H244V94H242ZM245 95H247V94H245ZM232 96H234V95L232 94ZM164 97L168 98V96H164ZM206 97H207V95H206ZM115 98H117V97H115ZM197 98L198 97L196 95V98H194V99H197ZM241 98H242V96H241ZM241 98L238 100L235 97V99L237 101H241ZM243 98H245V96ZM173 99H175V98H173ZM184 100H185V98H184ZM205 100L208 101V99H205ZM221 100H220V102L222 104ZM251 100H253V99H251ZM3 101H5V100H3ZM224 101H227V99H225ZM242 101H241V103H242ZM153 102H155V101H153ZM193 102L196 104L197 101L193 100L192 103ZM234 102L236 103V101H234ZM225 103H227V102H225ZM248 103H247V105H248ZM253 103L255 104L256 102L254 101ZM253 103H252V106L254 105ZM136 104H137V102H136ZM230 104H231V101H230ZM159 105H157V107H155V109L156 108L158 109V107H159V109H158L159 111H156L158 113H160V109H161ZM164 105H165V103H164ZM243 105H244V103H243ZM249 105H250V103H249ZM13 108H14V105H13ZM202 108L204 110H202ZM223 108H225V106ZM230 108H232V107H230ZM233 108H235V107H233ZM237 108H239V107H237ZM260 108H261V106H260ZM189 109H191V107ZM197 109H199V108L197 107ZM222 109L220 110V112L222 111ZM227 109H229V108L225 109L226 112H227ZM162 110H163V107H162ZM186 110H188V109H186ZM255 110H257V109H255ZM260 110H264V109L261 108ZM201 111H204V112H201ZM223 111H222V113H223ZM233 111H235V109H233ZM54 112H57V109H55ZM63 112H64V109H63ZM154 112H155V110H154ZM208 112L210 114L212 113L214 115L212 116V114H211V116H210ZM162 113H163V111H162ZM51 114H53V113H51ZM220 115H222V114H220ZM255 115H256V112H255ZM113 116L114 115H112V119H113ZM122 116H124V115H122ZM174 116L172 118H174ZM179 116H180V114H179ZM2 117H0V124L7 126L5 128L10 129L9 132H13V130L11 128L13 126H11L10 124L15 122V121H13L11 119H8L9 116H7V115H4ZM176 117H177V114H176ZM184 117H187V116H184ZM189 117L190 116H188V118H187L188 120L192 119V118H189ZM179 118L182 119L181 117H179ZM163 119H165V118H163ZM218 119L219 118H216V120H218ZM222 119H224V118H222ZM229 119H230V117H229ZM236 119H238V117ZM257 119H256V121H257ZM177 120H178V118H177ZM197 120L198 119H195V121H197ZM242 120H241V122H242ZM192 121H193V119H192ZM226 121L225 122L222 121V122H224L226 124ZM231 121H232V119H231ZM253 121H255V117H254ZM261 121L263 122V119ZM162 122H163V120H162ZM230 122H227V124H230ZM147 123L148 122H146V124ZM167 123H166V125L169 126ZM182 124H184V127H182L183 126ZM239 124H240V122H239ZM261 124H263V123H261ZM120 125H121V123H120ZM149 125H151V124H149ZM230 125H232V124H230ZM245 125H244L245 127L248 126L247 124H245ZM249 125H250V123H249ZM244 126L241 125V127H244ZM181 127H182V130H181ZM186 127L189 130H193V132L195 130L196 131L195 134H191L193 132L189 131L188 129H185ZM231 127H234V126H231ZM241 127H238V128H241ZM94 128H96V127H94ZM126 128H128V127H126ZM137 128H139V127H137ZM151 129H152V127H151ZM151 129H150V131H151ZM161 129H163V128H161ZM184 129H185V131H184ZM230 129H232V128H230ZM241 129H243V128H241ZM262 129H264V128H262ZM169 130H170V128H169ZM246 130H248V128ZM17 131L18 130H15V132H13V134L18 136L17 133H19V131L18 132ZM102 131L103 130H101V132ZM130 131H132V129ZM147 131H149V130H147ZM157 131H159V130H157ZM187 131H189V132H187ZM251 131H253V130H251ZM260 131H262V130H260ZM93 132H96V131H93ZM132 132H134V131H132ZM144 132L142 131V133H144ZM243 132H245V134H246V131H243ZM243 132H241V133H243ZM80 133H82V131H80ZM162 133H163V131H162ZM166 133H167V131H166ZM189 133L191 135H193V136L196 135L193 138H194V140H196L197 144H195L193 142L194 145H192L191 142L193 140L191 138H189V137H192ZM205 133H208V136H210V137L208 138L207 135H205L206 137L203 136ZM247 133H248V131H247ZM257 133H259V132H257ZM26 134H27L26 131L21 132L22 136L26 135ZM134 134H136V133H134ZM254 134H255V136L258 135V134H256V132ZM261 134L263 135V133H261ZM111 135H113V134H111ZM170 135L172 136V133ZM175 135H176V132H175ZM252 135H253V133H252ZM83 136H84V134H83ZM181 136L183 137V135H181ZM259 136H258V139H259ZM164 137L165 136H163V138ZM81 138H82V134H81ZM90 138H92V137H89V139ZM98 138H100V137H98ZM243 138H241V139H243ZM14 139H16V138H14ZM54 139H57V140H54ZM154 139H157V138L154 137ZM138 140L140 141V139H138ZM12 141H13V139H12ZM15 141L13 143H15ZM131 141H133V140H131ZM36 142H39V140H36ZM150 142L146 141V143H145V141H144L145 145H147V143H149V146L151 145ZM248 142L249 141H247V143ZM252 142L249 143V144H252ZM144 143H142V144H144ZM199 143H202V144H199ZM48 144H50V146H46ZM121 144H123V146ZM124 144H126V145L124 146ZM135 144H138V143H135ZM189 144L192 145V146H190ZM12 145L13 146H10L7 149L9 152H17V151H21V153L25 152L23 149H21L22 147L18 148V147H15L14 144H12ZM152 145L154 146V145H156V143L155 144L152 143ZM176 145H178V144L176 143ZM36 146H40L42 148H38ZM168 146H170V145H168ZM173 146H174V144H173ZM221 146H224V147L227 146L226 149L229 150V151L228 152H227V150H225V152L222 151V150H221L222 152L218 151V150L216 151V148H221ZM85 147H86V145H85ZM87 148L89 149V146ZM112 148H113V150H112ZM142 148H143V150H142ZM158 148H160V149H158ZM175 148H178V146L177 147L175 146ZM262 148L263 147H261L260 149H262ZM75 149H77V150H75ZM88 149L85 148L86 151H88ZM123 149L126 150L125 154H123L124 153ZM214 149H215V151H214ZM115 150H118V151L121 150L120 151L121 153H119L118 151L116 152ZM223 150H224V148H223ZM79 151H81V152H79ZM77 153H81V154H77ZM206 153H207L208 156L206 155ZM211 155L212 156L215 155L216 159H214V156L211 157ZM69 156H70V158H68ZM101 160L106 161V162L105 163L101 162ZM22 165H24V164H22ZM136 166L138 168L140 166L141 167H145L144 170L145 171L147 170L146 171L147 172V176L149 175L148 176V180L144 181V179L143 180L139 179L141 177L140 176H136L137 173H134L133 175H131L132 173L130 174V172H127L128 168L131 171V169L136 167ZM1 168L2 167H0V170L2 172ZM141 169H142V174L140 172ZM141 169H140V171L138 170L139 171L138 173H140L141 176L143 177V172H145V171H143V168H141ZM128 173H129V175H128ZM193 173H194V175H197L199 179H197V177L194 176ZM137 177H139L138 178L139 180L137 179ZM187 177H189V178L186 179ZM190 177H192L191 179H194V182L189 181V180H191ZM50 179H52V181ZM178 179H181V180L184 179L185 181L182 180V183L184 182L183 184H185V182H186L187 185H188V182H190V183L192 182L191 185L194 183V185H192L194 187H192L191 185H190L191 186L190 187L188 185L189 188H193V189H189L186 185L185 186H186V188L189 191L185 187L182 188L183 184H181L180 181H177V183L179 182L181 184L180 185L178 183L180 186H182L181 188L178 187V184L173 185L176 182L175 180H178ZM140 180H142V181H140ZM48 181L49 182L51 181V182L49 183ZM14 182H16L18 184V185L16 184V186H19V188H22V189L24 188L23 191H26L25 193H28L27 194L28 196H26V194H24V195L28 199L31 200V198H32V200L34 199L37 202H40L41 207L44 208V209H42V208L41 209L45 210V212L43 211L42 213H40V212L39 213H36V212L34 213V211L32 212V209H33L32 208L31 209V214H30V212H27L26 209H24V206H25L26 203L23 204L24 206H22L23 207L22 212L19 211V208L21 210V207H19V205H18L19 203L18 204L16 203V201H18V198L15 201L14 195H12L13 194L12 191L14 190L13 189V185L14 184H11L12 185L11 188L13 190L11 189V191H9L12 194H9L7 192L8 188H9V187H7L8 183L10 184V183H14ZM5 185H6V187H5ZM172 186L173 187L175 186V187L173 188ZM5 188H7V190ZM15 191H16V189H15ZM187 194H188V197L187 198L184 197V195H187ZM29 195H30V198H29ZM11 196H12V198H14L13 202L16 203V205H18V206L11 204V202H12ZM154 196L157 197V199L158 198L160 199V197L163 196L164 202L162 204H160V206L162 207V205H163V208L165 206V207H169L170 210L172 209L175 213H173V211L171 210L172 212H170L168 214L170 215L172 213L173 215L171 214L172 215L171 217H174L175 216L174 214H176L177 219L180 220V221L178 220L179 223L182 224V225H185L184 229L185 228L189 229L191 234H193L194 236L199 238V239L195 240L196 238L193 237V239L195 238L194 239L195 241L199 242L200 239H202L201 240L202 242L204 240H205V242L207 241L206 244H207V246L209 248L204 243H203V245H205V246L203 248L207 247V249L205 248L206 251L207 250H211L210 252H212V253H209V252L206 253V251L204 249H202V246H201L202 244L200 245V248H201V250L203 252H200L199 250H197V249H199L198 246H197L196 250L193 247H191L190 246L191 245L190 238L192 237V235H191V237L189 236L190 238L188 237V235H190L189 234V230H188V232H186L187 230H184L183 227H181L182 229L178 228V226H179L178 222L173 223L174 221L177 220L175 218L176 216L174 217L176 220H174V219L171 220V217L169 218L167 213H166L167 216L165 214H163L161 212L163 210V208L159 207V203L161 202V200H160L159 203L155 202L154 201ZM177 197H178V199L183 197V198H181V199H183V201L180 199V202H175L176 201L175 199H177ZM162 201H163V199H162ZM177 201H179V200H177ZM177 203H178V205H177ZM178 206H179V208H178ZM29 209H30V207L29 208L27 207L28 211H30ZM23 210H25L26 212H23ZM198 213H199V216L197 217ZM195 215H196V217H195ZM28 224L29 223H27V225ZM261 224H262V222H260V225ZM79 227L80 228L83 227L84 232H83V230L81 232L82 228L80 229ZM85 227H87V228L85 229ZM68 228H65L66 230L65 229H63V230H65V232H66ZM94 228H92V229H94ZM13 230H15V231L17 230V232H16L17 235H18V233H21V234H19V236H21V235L22 236L20 237L19 240H18V238H15L17 236L14 237L15 231H13ZM208 230L213 231L211 233L216 232L217 236H215L216 234L209 233ZM54 231H58L59 233H57V232L54 233ZM263 231H264V229H263ZM11 232H13V234ZM65 232L62 233L63 237H65L64 236ZM261 234H263V233L261 232ZM12 235H13V237H12ZM95 235H94V239H95ZM100 236H99V238H100ZM110 236H111L110 238H113V236L116 238V236L112 235L111 233H110ZM13 238L16 239V240H12ZM71 238H69V239H71ZM83 238H81V239H83ZM77 239H79V238H77ZM94 239H93V241H94ZM260 239L261 238H259V240ZM259 240H258L257 243H259ZM93 241H91V243ZM100 241L102 242L103 240H100ZM107 241L105 243H107ZM110 241L112 243L109 242V241L108 242L111 243V246L115 245L113 239H110ZM88 242H86L87 244H85V245H87L90 248L91 247L93 248L94 246H92V244L89 246ZM94 242H96V241H94ZM97 242H99V241H97ZM65 243H67V242H65ZM65 243L64 244L60 243V244L61 245H65ZM105 243H102V244H105ZM193 243H192V245H193ZM93 244L95 245V243H93ZM102 244L100 246L101 249H102ZM197 244H200V243H197ZM22 245L24 246V248H23ZM237 245H238V247L235 248ZM74 246H76V244ZM195 246H196V244H195ZM54 247H56V246H54ZM83 248H84V245H83ZM85 248H87V247H85ZM99 248H96V249L99 250ZM74 249L75 248L73 247V249H72L73 250L72 251L73 255L71 254V250L70 251L67 250L68 252H70V256L71 255H72V257L74 256V258H72L73 261L71 263H69V264H88V263H85V261H83L85 258H83V256H81L82 252L80 254V251L77 252L78 249H77V251H75ZM88 249L89 248H87V250ZM104 249H105V247H104ZM107 249H105V250H107ZM119 249H121V251L123 253L127 249L126 250L127 251V256L126 255L124 256L123 253H120L121 251ZM117 250H119L120 252L117 251ZM67 251H66V255H67ZM97 251L93 252V253H95L94 256L96 255V258H97L98 255H100V253H102V251L100 252V250H99L100 253L97 252ZM129 251H131V252H129ZM73 252H75L76 254H74ZM88 252H89V250H88ZM128 252H129V254H128ZM245 252H247V253H245ZM262 252L264 254V251H262ZM89 253H91V252H89ZM258 253H259V251H258ZM261 253H259V254H261ZM38 254H41L42 257H44V254H45V257L46 256H48V257H46V259L43 258L45 260L41 259V261H39L40 260V259H38L39 257L38 258L36 257V256H38ZM84 254H86V253H84ZM106 254H107V252H106ZM111 254H112V252H111ZM135 254H137V255H135ZM23 255H26V256H29V257L35 256L38 260L33 257L32 260L34 259V261H31L30 258H28L27 261H25L23 259ZM58 255H59L60 258L57 257ZM91 255H92V260H93L94 259L93 258V254L91 253ZM102 255H103V253H102ZM64 256L65 255H63L62 257L64 258ZM237 256H238V258H236ZM84 257H85V255H84ZM110 257H113V256H110ZM114 257H113V259H114ZM24 258H25V256H24ZM57 258L59 260H57ZM98 258H99V256H98ZM98 258H97V260H98ZM131 258H133V257H131ZM138 258H135L136 261L139 260ZM206 258H209V259L206 260ZM68 259H70V257ZM68 259H67V263L69 261ZM102 259L103 258H101L100 260L102 261ZM133 259H132V261H133ZM256 259H258V258H256ZM129 260H130V258H129ZM64 261H66V260H64ZM87 261L89 263H91V262L93 263V261H94V263H95V260L90 262L88 259H86V262ZM106 262H107V260H106ZM137 262H138V264H140L139 261H137ZM143 262H141V264ZM67 263L65 262V264H67ZM119 263L120 262H118L117 264H119ZM248 263H249V261H248ZM127 264H128V262H127ZM129 264H132L131 261H130ZM133 264H135V262Z\"/></svg>","mask_w":264,"mask_h":264}]
</instances>
